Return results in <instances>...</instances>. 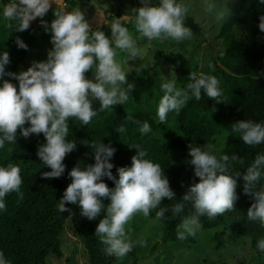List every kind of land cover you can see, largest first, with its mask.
<instances>
[{"label":"clouds","instance_id":"9594fccd","mask_svg":"<svg viewBox=\"0 0 264 264\" xmlns=\"http://www.w3.org/2000/svg\"><path fill=\"white\" fill-rule=\"evenodd\" d=\"M56 0H8L3 7V18L12 27L11 21H17L16 31L28 30L30 22L41 19V25L51 34L53 48L48 51L45 62H34L32 67L19 75L5 71L10 63V56L5 51L0 56V148L5 142L15 143L18 132L29 138L35 134H43L46 143L39 146L38 158L51 171L42 173V179L60 178L65 170L64 160L73 152L76 142H68L69 132L67 121L75 118L83 125L91 123L97 112L93 110V100L100 104V111L118 104H124L129 96L121 86L127 83V74L117 62V49L127 54L128 61H135L143 56L127 27L122 26L121 19L111 23V39L104 31H91V27L80 10H55V19L49 25L43 17ZM264 5V0H257ZM143 7L133 9L135 14L133 25L140 38H146L149 43L155 40L172 39L177 42L192 38V30L185 27V18L189 8L177 0H159L158 5L150 6L151 0H141ZM206 12L215 11V20L222 23L229 19V9L222 6L218 11L216 4L210 3ZM258 28L264 33V15L259 17ZM91 33V34H90ZM20 49L27 45L17 38ZM114 45V46H113ZM211 68L212 65L210 64ZM91 71L93 79L86 73ZM19 82L17 86L5 76ZM161 91L163 96L159 101L157 116L161 124L166 123L170 112L179 113L183 106L195 98L200 101L202 96L224 102L220 90V81L214 75L203 72H191L185 87L178 88L175 78L162 77ZM129 89L134 86L129 85ZM203 94V95H202ZM132 120L131 116H127ZM140 124V121L133 120ZM30 125V126H26ZM232 132L248 146L264 144V124L251 120H240L231 126ZM123 126L116 129L118 133L125 132ZM142 134L151 131L145 121L139 128ZM92 148L95 163L81 168L73 167L69 173L71 183L59 200L58 210L61 213L71 209L66 205H78L81 215L88 220H96L101 212H105L99 220L95 236L104 246L102 251L117 259L126 257L134 247L126 225L137 214L150 217L155 210V220L165 216L168 208H162V201H172L175 193L170 187L161 166L146 159L147 151L136 146L137 154L131 158L130 167H121L118 179L113 175L114 165L110 163L116 149L110 144L96 143L87 140L82 142ZM189 163L194 166V175L199 183H194L183 196V202H191L194 212L182 219L177 226V238L185 240L195 237L200 228V217L214 219L235 208L238 196L236 194L237 180L228 175L230 162L240 158L236 155H221L217 158L212 154L214 144L207 143L202 147L189 145ZM243 161H241L242 163ZM264 170V153L257 154L253 163L247 167L244 194L254 198V203L247 211L249 221H259L264 225V190L253 191L256 183L262 177ZM237 175H239L237 173ZM112 180L114 188H109L103 178ZM21 169L12 163L6 167L0 166V210H6L5 198L10 193L20 192L22 185ZM103 201H108L107 206ZM184 210V203H176L171 207L174 215ZM135 243L146 246V241L140 239ZM257 249L264 252V239L257 242ZM0 264H9L0 252Z\"/></svg>","mask_w":264,"mask_h":264},{"label":"trees","instance_id":"16d2710c","mask_svg":"<svg viewBox=\"0 0 264 264\" xmlns=\"http://www.w3.org/2000/svg\"><path fill=\"white\" fill-rule=\"evenodd\" d=\"M82 1L92 0H68L67 4L73 9ZM230 13L229 19L223 22L218 33L225 42L224 53L217 62L212 63L208 73L220 81L219 87L224 102L217 103L207 96H202L200 101L193 98L179 113L170 112L166 123L161 124L157 109L163 93L155 91L150 84H138L133 81L130 85L134 87L129 89V83H126L122 88L126 90L129 100L124 104L100 111L99 102L93 100V110L97 115L90 124L83 125L81 121L69 118L66 140L76 142L77 147L63 162L66 166L64 174L51 180L41 178L42 173L51 169L37 156L39 146L46 143L43 134L24 138L18 132L15 143L5 142L4 147L0 148V166L6 167L9 163L17 165L21 169L23 181L20 189L22 198L15 192L8 194L4 201L6 210H0V252L4 253L9 264H46L49 254L62 258L60 235L66 221L70 222L76 235L83 241V252L89 264L116 263L117 258L106 255L102 251L104 246L95 236L99 220L104 217L105 212L102 211L96 220L90 221L81 215L78 205H66L71 209V214L58 210L59 200L71 183L69 173L73 167L80 165L83 169L95 163L92 148L82 143L85 140L89 143L95 141L110 144L116 149L110 163L114 165L112 173L117 179L119 168L131 166V158L137 154V145L147 151L146 159L161 166L175 193L172 201L165 199L160 205L162 208H168L165 216L156 221L160 226L158 237L161 243L193 244L200 230H213L215 233L211 242L215 249L233 246L240 240H246L252 252V262L264 264V252L257 249V242L264 239V225L247 218V211L255 201L253 197L244 194L243 180L247 167L253 163L256 155L264 153V144L248 146L231 129V126L240 120L264 124V41L243 40L237 34L239 28H258L259 17L264 15V5L259 4L257 0H235ZM119 18V14L111 13V22ZM8 23L1 18L0 56L5 51L9 53L10 63L5 66V71L17 74L18 67L23 64L44 27L41 21H36L30 24L28 30L19 32L16 31L17 21H11V28L7 26ZM121 23L131 30V26L124 19H121ZM184 23L193 34L204 35L203 28L191 16L186 15ZM106 26H102L100 31L109 36L111 30ZM17 38L27 45L26 50L18 47ZM50 41L51 34L48 51L53 48ZM4 79L15 84L18 89L17 80L7 75ZM127 116L133 119L128 120ZM133 120L140 121V124L133 123ZM145 121L150 125L151 131L142 134L139 128ZM121 126L126 130L118 133L116 129ZM224 133L227 136L222 138ZM219 140L221 148L213 153L217 158L224 154L240 158L230 162L227 173L237 180L238 200L235 208L214 219L200 217V228L195 237L189 236L180 240L177 238V226L183 218L194 212L192 203L183 202L182 199L194 183H199V178L194 175V166L189 163L191 157L188 155V146L191 144L203 148L207 143ZM103 182L109 188L115 187V183L106 177ZM261 190H264V170L253 189L254 192ZM103 202L107 206L108 201ZM176 203H184V210L178 215L171 211V207ZM150 215L155 218V210ZM130 238L133 241V238ZM127 257L130 264L139 263L140 256L135 245ZM163 262H166V258L158 257L156 264Z\"/></svg>","mask_w":264,"mask_h":264},{"label":"rangeland","instance_id":"374dc122","mask_svg":"<svg viewBox=\"0 0 264 264\" xmlns=\"http://www.w3.org/2000/svg\"><path fill=\"white\" fill-rule=\"evenodd\" d=\"M5 5L8 0H4ZM68 0H56L48 13L43 17L49 25L55 19V10L74 11L80 10L88 21L91 31L100 30L102 26L107 25L111 30V13L119 14L130 26V34L136 41L139 48L143 50L142 58L135 61H128L127 54L117 49L116 60L127 74V83L150 84L155 91H161L162 77L175 78L177 87L183 88L189 81L191 72L199 74L203 72L208 74L209 65L217 62L223 55L225 42L218 36L222 23L215 20V11L209 13L205 8L210 3L216 4L218 11L222 6L232 8L235 0H180L189 8L187 15L194 18L198 25L203 28L204 35L193 34L189 40L177 42L172 39L155 40L149 43L146 38H140L133 25V9L143 7L141 0H92L90 2H79L75 8H70ZM159 0H151L150 6L158 5ZM3 7L0 0V20L3 17ZM41 21L40 18L30 22ZM91 34V33H90ZM237 34L243 40L252 39L264 41V33L259 28H239ZM50 33L45 29L35 41L34 47L18 67L17 75L27 71L34 62H45L47 60L49 48ZM111 39V33L108 36ZM114 46V45H113ZM87 78L93 79V73H86ZM125 85V84H124ZM122 85V86H124ZM121 86V87H122ZM135 92V91H134ZM163 93V92H162ZM227 134L221 135L222 138ZM214 144L215 153L221 148V141ZM160 226L156 223L154 217H144L142 213L137 214L126 225L128 235L133 238L134 245L139 253L140 260L138 264H156L157 258H166L162 264H254L251 260L252 252L246 240H240L236 245L225 246L215 249L211 242L215 231L200 230L197 240L193 244H184L182 242H168L163 244L159 241L158 232ZM143 239L146 246H141L136 241ZM62 258L52 254L46 257V264H89L87 256L83 252V241L76 235L72 225L66 221L60 235ZM114 264H130L128 257L117 259Z\"/></svg>","mask_w":264,"mask_h":264},{"label":"water","instance_id":"95a60500","mask_svg":"<svg viewBox=\"0 0 264 264\" xmlns=\"http://www.w3.org/2000/svg\"><path fill=\"white\" fill-rule=\"evenodd\" d=\"M1 3H2V5H5V1L4 0H1Z\"/></svg>","mask_w":264,"mask_h":264}]
</instances>
